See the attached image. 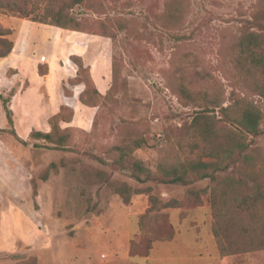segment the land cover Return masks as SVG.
I'll use <instances>...</instances> for the list:
<instances>
[{
	"label": "rangeland",
	"instance_id": "obj_1",
	"mask_svg": "<svg viewBox=\"0 0 264 264\" xmlns=\"http://www.w3.org/2000/svg\"><path fill=\"white\" fill-rule=\"evenodd\" d=\"M0 1V55L10 51L0 58V95L7 97L12 91L8 79L15 74L8 60L15 47L13 33L30 28L33 17L43 12L37 10L24 18L8 10L7 0ZM261 2L89 0L88 6L73 10L86 30H66L59 38L57 65L65 75V94L71 96L79 84L82 88L77 92L87 88L93 69L109 77V89L99 96L89 93L87 99L97 107L79 112L70 123H61L62 128L71 129L66 150L44 142L47 147L36 148L29 138L28 145L18 142L0 102V129H7L0 133V264H177L147 263L143 258L154 244L173 238L176 232L186 240L190 258L204 245L212 255L215 220L209 200L218 184L205 180L184 187L139 182L131 167L140 160L152 175L161 176L162 157L170 162L189 152L178 141L198 109L186 107L171 88L179 63L205 69L207 82L190 76L198 98L203 92L217 94L227 107L232 93L235 98L245 94L232 78L224 76L223 55L241 19L250 17ZM27 3L29 11L34 6L46 8L44 0ZM174 13H178L177 22L171 17ZM46 29L33 33L51 37L56 27ZM52 42L40 45L46 57L39 68L41 74L48 71L50 54L46 51H52ZM78 45L83 56L73 48ZM21 86L26 89L30 82L20 81L14 90ZM38 93L49 104L47 88L43 86ZM37 95L33 93L28 100L33 117L38 116ZM247 95L263 105L255 93ZM210 111L220 119L218 108ZM50 114L34 130L50 132ZM224 125L229 126L218 122L217 128L222 130ZM262 128L260 137L248 139L250 153L258 159L255 172L264 169V124ZM136 142L142 143L140 149L135 148ZM119 147L130 151L121 152ZM120 188L128 189V204L117 192ZM137 211H142L139 216H135ZM14 214L21 216L23 236L12 231L10 217ZM215 241L223 264H264V250L223 256ZM182 258L177 252L173 259L179 264Z\"/></svg>",
	"mask_w": 264,
	"mask_h": 264
},
{
	"label": "trees",
	"instance_id": "obj_2",
	"mask_svg": "<svg viewBox=\"0 0 264 264\" xmlns=\"http://www.w3.org/2000/svg\"><path fill=\"white\" fill-rule=\"evenodd\" d=\"M46 8L34 6L28 10L27 0L21 4L8 1L5 5L8 10L30 18L35 23L58 27L64 30L83 32L86 30L82 19H79L73 10L79 6H88L89 0H44ZM0 1V10L3 8ZM40 8V9H39ZM83 13H79L81 15ZM178 21V13L171 15ZM90 25V23L88 22ZM10 51L0 55L5 58ZM223 74L232 78L235 86L240 88L244 95L234 97L231 94L230 103L224 107V101L219 95L201 93L197 97L194 83L190 80L194 76L199 81L207 82L208 75L205 69L198 70L194 63L181 64L177 67V81L171 85L181 102L186 107L192 106L196 110L191 122L186 126L185 132L179 139L178 146L188 149L185 157H177L172 161L162 157L158 169L161 176H154L143 162L135 160L131 169L134 177L139 182L156 181L160 184L191 187L197 183L209 180L211 184L218 185L211 190L209 204L213 211L214 236L217 239L221 254L248 253L264 250V169L255 172L258 159L250 153V137L257 138L263 133L264 124V0L259 4L250 17L241 19V27L228 43L223 55ZM47 73V72H46ZM44 73V74H46ZM179 75V76H178ZM92 80V78H91ZM87 88L80 96L82 104L88 107H97L96 103L87 99V95H101L93 80L86 84ZM91 89V92H90ZM248 92L255 93L263 101L259 105L250 100ZM15 96L12 90L7 97L0 95V102L5 112L6 121L11 128L15 139L23 145L29 141L21 139L15 128L14 112L11 100ZM219 109L220 119L210 115L211 109ZM71 112L67 116L66 112ZM74 111L63 107L61 112L50 119V132L33 130L29 139L35 141L34 147L41 148L51 145L56 150H66L70 147L71 132L69 128H62L61 123H70ZM226 122L222 130L217 128L218 122ZM7 129H0V133ZM141 142L135 143V148L140 149ZM128 153L130 148H117ZM139 174H144L141 177ZM225 175V177H221ZM36 192V188L34 187ZM126 204L130 202L127 197L128 189H117ZM152 203V200H151ZM154 207L152 205L151 209ZM172 239V238H171ZM169 239V240H171ZM168 241V240H166ZM149 254L143 258H146Z\"/></svg>",
	"mask_w": 264,
	"mask_h": 264
},
{
	"label": "crops",
	"instance_id": "obj_3",
	"mask_svg": "<svg viewBox=\"0 0 264 264\" xmlns=\"http://www.w3.org/2000/svg\"><path fill=\"white\" fill-rule=\"evenodd\" d=\"M29 26L30 28L28 29H18L13 33V42L15 47L13 53L8 57L11 68L15 70L14 76L8 79V82L11 83V90H14L15 84L20 81L30 82V86H27L26 89L21 86L22 89H20L19 91L15 90V96L11 100V108L14 112L15 130L18 136L26 141L30 137L31 132L35 129L34 127L38 126L41 118L44 119L47 113H51L50 116L53 117L59 114L63 107H69L73 109L75 118H78L79 112L92 110V108L86 107L80 101V96L86 88L84 90H81L80 92H77L78 88H82V86H79L80 84L77 85L76 88H74V92L71 96L66 95L63 88L65 75L63 71L59 70V67L57 65V58H60L59 50L62 44L59 38L63 36V32H65L66 30L56 27V29H54L53 35H50L51 37L47 36L44 33L36 36L33 33V30H47L46 27L49 25L40 23L37 24L33 22ZM50 40L53 41V45L52 51H46L48 54H50L49 62L47 63L48 71L46 74H41L39 68L41 65H44V62H46V57L43 56L44 51L40 45H42V42H50ZM73 48L75 51H77V54L79 52H83L82 47H80L79 45L74 46ZM79 54V56H83L81 53ZM100 63L101 62L98 60L97 65H99ZM91 78L99 92L101 94H105L110 85L109 77L108 79H105L103 74H101L100 72L96 73L93 69ZM106 80L108 81V83ZM43 86L47 88V91L50 95V102L47 105H45L40 100V94L38 93ZM33 93L36 95L38 94L37 99L39 104L37 109V117H33V112L31 111V107H29L28 104V100L31 99L30 95H32ZM21 129L22 132H20ZM142 211H137V215L135 216H139ZM178 212L180 216V211ZM10 218L12 219V224L14 226V229H12V231L16 229V231H13V233L15 235L23 236L24 226L22 225L21 227V224H19L21 221V216L18 214H14ZM43 238L45 239L46 237L43 235ZM211 247L212 255H208V248H205L204 245V248H200L199 252L193 254L192 258H190L191 252L187 251L186 249V240L180 234V232H176L171 240L154 244L150 255L144 259L147 263H154L165 260L172 263L177 262L178 264V261H175L173 259L174 255L178 252V254L183 255L184 257L180 259L179 264H223L224 261L218 253V247L213 234L211 237ZM207 255L213 258H208ZM218 261L220 262L218 263Z\"/></svg>",
	"mask_w": 264,
	"mask_h": 264
}]
</instances>
